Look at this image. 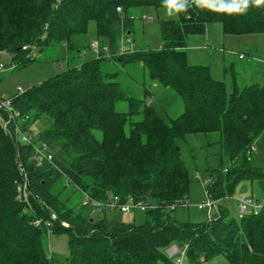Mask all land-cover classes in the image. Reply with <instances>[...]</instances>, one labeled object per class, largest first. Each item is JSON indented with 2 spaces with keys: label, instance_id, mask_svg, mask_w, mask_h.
Here are the masks:
<instances>
[{
  "label": "trees",
  "instance_id": "16d2710c",
  "mask_svg": "<svg viewBox=\"0 0 264 264\" xmlns=\"http://www.w3.org/2000/svg\"><path fill=\"white\" fill-rule=\"evenodd\" d=\"M185 3L178 19L160 21V46L99 55L12 95L13 108L29 116L21 130L31 138L32 122L48 121L38 145L34 139L22 142L13 131L18 120L9 121L8 112L0 110V264H177L181 255L175 260L167 252L172 245L184 251L182 264L218 254L234 264H264V206L239 219L217 207L203 223L180 221L173 213L187 202L189 185L176 146L192 134L219 135V157L205 186L210 199L232 195L247 179L264 205V165L251 162V147L264 131V87H240L234 75L227 84L214 79L208 65L186 60L188 35L203 32L209 22L219 21L226 35L264 33V3L247 0L242 10L244 0ZM135 6L163 7L162 0H0V51L12 55L13 68L36 59L26 45L39 50L64 43L74 57L90 45V20L99 36L114 43L131 29L128 12ZM105 60L141 61L152 78L182 97L184 110L166 122L149 103L130 97L116 73L101 70ZM123 100L129 107L119 111L116 104ZM43 144L51 162L35 155ZM65 178L79 186L74 204L53 191ZM24 181L27 201L18 197ZM85 195L99 201L133 198L150 207L142 224L115 218L94 222L84 216ZM53 233L68 234L66 258L51 253Z\"/></svg>",
  "mask_w": 264,
  "mask_h": 264
},
{
  "label": "rangeland",
  "instance_id": "374dc122",
  "mask_svg": "<svg viewBox=\"0 0 264 264\" xmlns=\"http://www.w3.org/2000/svg\"><path fill=\"white\" fill-rule=\"evenodd\" d=\"M132 18L131 29L126 35L114 43L108 37L99 36L95 20L88 22L87 37L89 47L74 57L67 54L64 43L36 50V59L24 67L13 68L12 55L0 51V97H11L19 91H24L69 67L80 65L85 60L98 57H110L127 50H147L160 46L162 42L160 21L178 19V13L166 15L164 7L135 6L129 9ZM96 43L99 49H96ZM186 60L190 65H208L211 76L227 84L231 83L232 75L238 86L259 83L264 87V33L226 35L219 21L209 22L201 33H192L187 37ZM241 55V58L239 57ZM101 70L116 73V80L120 86L135 99H141L156 109L160 116L169 122L184 110L182 97L172 88L164 86L152 78L144 64L139 61L121 63L119 61L101 62ZM147 92V93H146ZM128 101H120L116 109L126 111ZM49 126L46 119L32 122L31 134L36 144H39V133ZM97 136L103 139V133L95 130ZM218 133L187 135L179 141L177 150L185 163L189 174L187 202L180 204L174 210L175 217L180 221L203 223L216 212L217 207L225 209L229 216L239 219L242 212L238 200L242 198H257V187L247 179L239 181L232 195L214 201L210 212L207 206L210 198L206 194L205 186L211 179V169L216 166L220 145ZM255 151L251 162L256 166L264 165V136L254 144ZM131 165V164H130ZM137 165V164H136ZM135 165V167H136ZM77 180H75L76 182ZM92 179L83 183L90 184ZM73 181L62 179L54 188V193L67 203L80 200L77 187ZM81 189V188H80ZM79 192V193H78ZM152 206H156V201ZM199 204L205 205L199 208ZM249 207L246 213H250ZM88 220L99 222L105 218H115L119 221L142 224L145 213L139 209L130 212H109L90 206L84 210ZM51 253L60 258H66L69 253L68 234L53 233L49 237ZM182 250V249H181ZM176 256L173 259L176 260ZM198 264H234L225 255L218 254L207 261Z\"/></svg>",
  "mask_w": 264,
  "mask_h": 264
},
{
  "label": "built area",
  "instance_id": "2783aa9c",
  "mask_svg": "<svg viewBox=\"0 0 264 264\" xmlns=\"http://www.w3.org/2000/svg\"><path fill=\"white\" fill-rule=\"evenodd\" d=\"M118 10H120V8H118ZM95 45H96V49L98 50L99 44L96 43ZM23 48L29 49L30 53L33 56L36 54V49L34 46L26 45ZM20 92H22V91H20ZM1 109H4L8 112V114L10 116L9 121L14 120L15 118L18 120V123H14L15 125L13 128V131L16 134V136H18V138L22 142H26V143L33 142V138H31L27 134V132H24L21 130V123H23L24 121H27L29 119V116L28 115H26V116H20L19 115V113L13 108L11 97H6V98L0 97V110ZM9 121H5V123L3 124L5 129H8V122ZM263 136H264V131H263ZM251 151H255L254 145L251 147ZM35 155H37L38 157L44 158L46 161L51 162L53 160V156L51 153H49L47 151V147L45 144H43L42 147H36ZM35 155H34V157H35ZM19 169H20V172L24 175L23 177L25 178L26 174L24 172V168H23V165L21 163H19ZM18 190H19V195H18L19 199L27 201L28 200V193H27V185H26L25 181L22 185L19 186ZM84 204L89 205V207L94 206V207H97L98 209L115 210L116 212H121V213H125V214L127 212H130L132 209H139L140 211H145L148 207H150L146 202H144L142 200H135L133 198H129L126 202H122L120 197H118V196H112L109 201H99L96 199H92L88 195H85ZM238 205H239L240 211L242 212L241 216L246 213V211L248 210L249 207H251L252 210H257V209L261 208L262 206H264L263 203H259L255 199H252V198L239 199ZM204 206L205 205L199 204V208H204ZM207 206H208L209 212H210L211 207L214 206V200L210 199V201H208V203H207ZM175 207H176V205H172L173 209ZM51 218L55 219L56 215L53 213L51 215ZM167 252L170 256L181 255L180 257L177 258V264H182V258L184 255V251H181V249L178 246L172 245L171 247L168 248Z\"/></svg>",
  "mask_w": 264,
  "mask_h": 264
},
{
  "label": "clouds",
  "instance_id": "9594fccd",
  "mask_svg": "<svg viewBox=\"0 0 264 264\" xmlns=\"http://www.w3.org/2000/svg\"><path fill=\"white\" fill-rule=\"evenodd\" d=\"M253 3L256 5H259L261 3H264V0H253ZM162 5L166 9V15H172L173 13H179L185 10L186 3L185 0H162ZM247 7V0H244L242 8Z\"/></svg>",
  "mask_w": 264,
  "mask_h": 264
},
{
  "label": "crops",
  "instance_id": "0c3cea01",
  "mask_svg": "<svg viewBox=\"0 0 264 264\" xmlns=\"http://www.w3.org/2000/svg\"><path fill=\"white\" fill-rule=\"evenodd\" d=\"M239 57L241 58V55Z\"/></svg>",
  "mask_w": 264,
  "mask_h": 264
},
{
  "label": "water",
  "instance_id": "95a60500",
  "mask_svg": "<svg viewBox=\"0 0 264 264\" xmlns=\"http://www.w3.org/2000/svg\"><path fill=\"white\" fill-rule=\"evenodd\" d=\"M0 59H2V58H0Z\"/></svg>",
  "mask_w": 264,
  "mask_h": 264
}]
</instances>
